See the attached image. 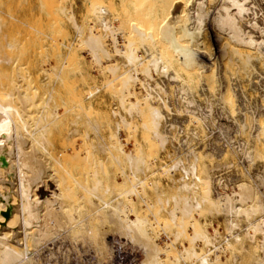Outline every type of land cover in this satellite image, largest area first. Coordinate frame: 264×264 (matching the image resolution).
<instances>
[{"label":"bare ground","instance_id":"obj_1","mask_svg":"<svg viewBox=\"0 0 264 264\" xmlns=\"http://www.w3.org/2000/svg\"><path fill=\"white\" fill-rule=\"evenodd\" d=\"M97 2L99 3H95V6L98 4V10L102 4L103 6L106 5L102 2V0V4L100 3V0ZM135 2H137L136 4L141 3L136 0ZM213 2H216V4L213 5ZM170 3L171 4H168L169 6L167 9L159 12V16L156 17L157 21H160L162 32H165L166 34L168 33L166 29L163 31V27L167 28L169 33L171 32L170 35L169 33L167 34V36L169 35L170 37L161 33V29L158 31L156 36V24L153 26L149 23L150 26L152 25L150 28H138L140 31L138 33L135 32L136 35H133L136 41L132 38L128 44V51L124 53L118 49L117 32L120 33V31H117L116 27L112 23V20L108 17L110 15V11L106 10L107 8L105 9L102 6L100 11H97L96 16L99 14L105 15V17L101 15L103 17L102 19L99 18L105 35L100 34L87 37L83 40L85 47L88 49L92 58L99 63L101 56H105L107 58L111 57L106 44V41L111 38L113 45L117 49V52L114 54H122L126 59L127 65L131 67L128 71H123L122 69L121 73H119V71L122 67H109L108 70L111 73L110 75H112V77L114 76V78L112 81H106L109 85L108 86L106 84L107 87H111L110 85H113L114 83H118L119 86H121L120 90L122 91L123 96L120 99V104L125 106L126 94H124V91L130 89V83L132 85V82H136V75L138 77L139 71L144 76L152 80L155 73L161 72L169 78L168 80L173 81L178 86L181 85L179 88L177 86V90L179 91H177V93H179V95L181 94L183 98L180 96V99L179 97H177V99L179 102L182 101V103L184 99L185 103L180 104L183 105L182 107L179 105V107L177 106L178 112L182 113L187 110L186 112H188L189 115L197 118H195L197 122H202L204 125L208 126L210 131V141L208 145V147H210V153L208 152V154H210V157H217L220 160L223 159L228 152H232L236 155V157H238L239 164H247V162L253 163L258 158L264 159V120L262 121V118L264 119V112H262V110H264L263 80H261V84L258 85V89H261L263 92L261 96L263 99L260 100L261 102H252L253 104L247 100L248 97L242 94V89L240 90L239 87V90H237L238 88H233L234 86L237 87L238 83L237 85H235L236 83H233L234 86L228 85L230 88H233L232 91L231 89L229 90L226 85V78L228 77L227 69L232 65H234V67L240 66L238 68L243 66V70H245L255 68L254 66L256 63L264 64V6L257 0H173ZM120 4L122 6H119L120 8L118 7L119 9L111 16L113 20L115 19L121 24L129 21V12L126 9L125 2H121ZM145 4L149 5L148 1H146ZM106 7H108L109 10L111 9L114 11L111 6L109 8V5H106ZM143 8L146 9L145 7ZM138 10L137 12L135 11V15L138 18L146 13L144 10L141 11L142 9H140V12ZM93 11L91 14L96 13L95 9ZM72 16L73 15H71V17ZM70 18L69 21H72V25L75 27L79 36H82L84 34V29L78 24L74 17ZM142 18L145 19L143 16L140 19ZM143 21H147L145 24L148 23L147 18ZM125 26L128 27V24ZM146 26L148 25L146 24ZM209 32L210 34L211 32L214 34V42L217 43L216 51L207 49L209 39L207 38L208 43L205 42V35ZM158 36L162 41H158ZM208 37H210V35H208ZM128 39L130 40L129 36ZM128 39L126 40L128 41ZM148 41L153 44L156 42H163V45L159 44V47H156L155 45L154 47H151L150 55H148V58L144 59L141 55H139V47H146ZM150 43H148V47ZM153 44L151 45L153 46ZM210 47L212 48L213 45L208 46L209 49ZM186 51L189 53L185 54ZM75 54L74 56L76 57L77 55ZM74 56L71 57L74 59ZM10 60L7 59L8 62ZM147 60L150 61L148 62ZM174 60H176L179 65V69L176 68L177 70L174 67V63L176 66V62ZM138 67H140V70H138ZM204 76H210L211 79H214L215 76L218 78L216 81L214 80V85L217 84L216 86H213V83L211 84L212 86L205 83L208 89L204 90L205 95L202 94V92L201 95L206 96V98H210L208 95L211 94L212 91H218L216 90V87L219 86L223 89L225 88V91L220 93V95L219 92L218 94L215 93L219 96L218 99H216L217 101H213L214 98H211L212 100L207 99V103L203 100V102L206 103L205 106H203V104L200 105L195 101L196 96L192 93L194 88H191L189 86L190 84H187L188 81L191 83L194 81L195 84H197V81L195 80L200 78L202 79ZM57 77L59 78L60 76ZM261 77L263 79L264 76ZM22 78L26 82L30 79V76L29 79L27 78V75L26 77L22 76ZM31 79L30 83L33 82L32 84H34L32 77ZM15 82L16 81L13 80V78L12 80L8 78L5 81L3 77H0V264L52 263V260L49 261L46 259L43 261L40 255L41 252L46 249L49 253L48 257L51 259L55 254V250L52 247L55 241L63 238L61 236H67L66 232H70L69 229H76V227L81 229L83 227V229L86 230H84L85 233H97V235L94 236L97 243L95 247H97V251L100 253L98 254L97 251L95 252V255L98 254L99 258L97 264H105L107 261L108 264H124L125 255H130V253L133 258V261H131L132 264H162L163 254L159 248V244H154L155 242L147 235L144 229V227L149 223L148 219L137 216H135V219L130 218V216L125 217L124 219L123 216L128 214V208L125 204H123V202L113 207V209L111 208L112 211L109 215L107 214L109 221L107 222L110 223V225H113L117 230V237L110 236V232H106V230L105 233H103L101 230L94 229L91 225L82 224L87 221L88 217L85 218L86 221H81L82 219L80 220V218H83V216H81L84 206L83 200L86 199L84 198V194H80V191L84 190L91 196H94V198L102 197L105 193L108 195V192H110V189L107 187L105 188V184L99 177V169L104 168L105 163L102 161L100 162L98 160L99 158H96V153H94L91 148L87 146L85 141L79 145L72 144V142V146H70L72 154H69L67 149H63L62 151H56L53 149L52 143L48 139L49 136H47L49 135V129H51L49 127L50 124L52 125L55 121L57 122V119H60V121H58L60 123L61 117L64 116H62L59 110L60 107L57 106L56 108H53L52 103L56 96L57 98L55 101L57 103V99L59 98L58 96L61 97L62 94L57 95V93L53 98L54 92L52 93V89L50 93H46L48 94L47 96L44 93L47 92L48 87L47 89L45 88L46 91L43 93L40 90L43 88L41 87L39 92L44 94L41 95L37 93L38 91L35 89L37 87H32L33 85H31L29 81L26 85H22L18 83V81L16 83ZM64 82L66 84V80L63 82L59 81L62 88H65ZM37 83L39 85V81ZM61 83H63V86ZM69 85L71 86V84ZM24 86L27 88L25 89ZM70 86L67 87L70 88ZM202 86L204 87L205 85ZM206 86L205 88H207ZM201 89L203 90L204 88ZM72 90L73 89L69 92V96H71L70 99L73 98L71 93ZM191 90L193 91L191 92ZM210 91L211 93H208ZM74 92L76 93V90ZM66 95L68 96V94ZM76 95H74L73 102H75L78 97H76ZM193 95L195 99L193 98ZM63 98L64 97L61 99ZM70 99L67 100L70 101ZM79 99L77 100L80 101ZM64 100H62V102ZM59 101H61L60 98ZM65 102L67 101L65 100L63 102L64 105ZM77 103L78 102L75 104L78 106L80 102L78 104ZM139 103L138 101L131 102L126 108L127 113L131 117L135 113H141L139 111ZM76 105L74 107H76ZM236 105L237 108H235ZM79 107L80 105L78 108L76 107V109H79ZM215 107H219L218 110H216ZM66 108L64 109L65 112L67 111ZM230 108L235 110L233 112L238 111L239 116H236L237 118L234 117L235 119H233V116L229 117ZM215 111L219 113L216 114ZM165 117L166 116L163 111L151 107L150 122L144 125V128L152 133L154 141L158 142L162 148H166L170 140L171 129H173L176 125L177 127L179 126L180 131L182 132V130H184V124L186 125L187 123V120L185 119L175 120L172 123L167 121V124H169V130L161 131ZM222 118H224V120L226 118L229 122L225 123L224 121L223 124L221 121ZM129 125L130 124H128V126ZM118 131L120 132V130ZM150 136L147 137L149 140ZM175 137L174 140H178V136L176 138ZM121 144V141L118 139L117 145L119 146ZM159 145L157 144V151ZM179 146L182 149L185 148L187 151H185L184 155H180L181 153L178 154L177 159L175 158L174 161L172 160V165L169 169H167V172L170 173L182 169L181 173L183 171L184 174L180 177V179L175 178L174 180L176 183H179L176 192L177 194L173 193L174 195L171 196V199L169 197V199L166 198L168 200L164 203L165 206L167 205L169 207L173 204V208L167 211V221L174 225L173 229H175V231L176 229L178 230L173 237L176 240L175 242L182 238L185 240L187 239L190 245L193 246L191 251L185 249V253L188 254L190 260L192 261L194 257L196 260H199V264H212L209 252H211V247L216 248L214 241L216 238H211L205 232L206 228L204 230L199 224L193 221L195 220L194 215L196 213H200L205 208L209 207L210 209V207H213L218 214L221 213L227 217L228 233L232 234L231 236H233L235 243L242 242V237L236 232L239 228L238 219L244 218L252 220V229L248 233L247 238L256 243L258 236H262L263 241L261 245L264 251V194L259 190L260 187L264 190V173H257L255 176H251L250 173L247 174L253 180V185L249 182H240V176L234 178V172L228 175L232 169L227 166L226 168H228V170L225 171L229 172L224 177V175H221L220 171L213 173L216 169L215 167V169L212 168L214 170H208L205 165L202 164V160L204 159L203 156L197 151L192 150L193 148L189 149L190 145L186 139H183V137ZM82 152H85L84 155L86 154L83 158ZM185 154L188 164H186L185 160L182 158ZM126 157L128 158L126 160L129 161L130 167L133 171V179L129 181L131 189H128V191L125 192V195L127 198L132 196L136 197L138 193L137 188L143 184V180L139 179L138 173H144V169L142 167L145 166L146 162L142 156L130 154ZM201 157L203 158L202 160ZM69 160H73L71 163L77 160L78 162L75 161V163L79 165H82L83 162L86 163L85 165L86 168L88 167V171L85 180L83 178L80 179L82 177L81 173H79V175L77 172V174L81 177L75 176V169L72 170L75 175L71 174V168L70 171L68 169L69 165H71ZM52 162L53 164H51ZM231 165L233 166L234 164ZM231 165L230 167H232ZM53 166L55 169L51 170L53 169L51 168ZM223 167L224 166H218L217 169ZM59 168L61 169L59 170ZM163 169L165 170V168ZM104 170H107V168H104ZM149 170L150 169H148V171ZM78 171H80V168ZM63 172H65V174ZM66 173L72 178V180L69 178L72 183L66 179L68 177L65 178ZM59 174H63L64 176L60 177ZM82 175L84 176V173ZM53 182L55 183L53 184ZM51 183L54 185L55 189ZM204 190L207 191L206 194L204 193ZM100 191L105 193L100 195ZM226 192L230 193L228 194ZM86 197L89 198V196ZM99 199V201H102L101 199L103 198ZM86 200L87 202L89 201L88 199ZM89 202L92 204L93 209L96 210L95 212L102 210L97 208L98 206L96 203H93L91 200ZM159 202L162 204L163 200L161 199ZM104 205L106 206V204ZM155 216L159 217V212ZM258 216L261 217L259 220L254 219V217ZM103 221L106 222V220ZM103 221L100 227L104 230L105 223ZM86 223H88V221ZM90 227H93L94 230ZM187 227H192L193 229V234L190 236H188ZM80 230H74L76 233L71 230V234L72 232L75 233V235H72L78 239L90 238V236H85L84 231L83 234H81ZM175 231L172 230V232ZM216 233L218 232L216 231ZM72 235H68L69 238L72 237ZM83 235L85 236L84 238H82ZM76 238L74 240H76ZM198 244L203 247L205 245V247L209 249L208 253L199 256L196 249ZM228 246L231 248L233 247L230 243ZM169 248L167 249L166 246V251H171L172 247L170 249ZM221 249L223 248L221 247ZM183 256V252L179 256H173L172 258L174 259L171 261V264H182L181 259ZM234 259L237 258L235 257ZM52 264L56 263L53 262ZM191 264L196 263L192 261Z\"/></svg>","mask_w":264,"mask_h":264},{"label":"rangeland","instance_id":"obj_2","mask_svg":"<svg viewBox=\"0 0 264 264\" xmlns=\"http://www.w3.org/2000/svg\"><path fill=\"white\" fill-rule=\"evenodd\" d=\"M97 1L96 0L95 1L94 0H0V60H1L0 77L1 78L3 77L5 81L8 78H10V80H12L13 78V80H15L16 82L18 81V83L22 85L23 84L26 85L28 81L30 83L32 77L34 84H32L33 83L32 81H31L32 83L30 84L33 85L32 87L34 88L35 86L37 87L35 89L36 91H38L37 92L38 94L44 95L46 93H50L51 89H52V93L54 92L55 94V95L53 94V98L56 96L57 93H58L57 95L62 94L63 96L62 95L61 97L58 96L61 101H59V98L57 99V101L61 106L58 104V102L56 103L55 101L57 96L56 98H54L55 100H53L52 103L53 108H56L57 106L60 107L59 110L62 116H64L61 117L60 123L58 122L60 121V119H57V122L55 121L54 124L53 123L52 125L50 124L49 128L51 129H49V132L51 130L50 132L51 134L48 132L49 135L47 136H49L48 139L52 143V148L55 149L56 151H62L63 149H67L68 153L72 154V149L70 148V146H72L71 143L73 142L72 144L79 145L82 144L83 141H85L87 143V146H89L91 150L94 153H96L95 154L96 158L97 159L99 158L98 160L100 162L102 161L103 163H105L104 168L105 169L107 168V170H104V168L99 169L100 170L99 177L105 184L104 185L105 188L107 187L110 189L109 190L110 192H108L107 195L105 192L100 191L101 193L103 192L102 194L100 193V195H103L105 193L106 196L104 194L103 195L104 197L102 196V197L94 198V196H91L86 191L84 190H82L83 192L80 191V194L81 193L82 195L84 194V198L88 199L89 201L91 200L93 203H96L98 206L97 208L102 209L101 211L95 212L96 210L93 209L92 204L89 201L87 202L86 199H84L83 213L81 215L83 216V218H80V220L82 219L81 221L83 220L86 221L85 218L88 217L87 218L88 223H86L87 222L86 221L85 223L82 224L91 225L94 227V229L101 230L103 233H105L106 230V232H110L109 233L110 236L117 237L118 236L117 230L114 228L113 225H110V223H108L109 222L108 215L112 211L111 208L113 209V207L123 202V204H125V206L128 208V214L126 216H123L124 219L125 217H129V216L132 219H135L136 218L135 216L141 218L144 217L148 219L149 223L144 227V229L147 235L153 239V241L155 242L154 244L157 245L159 244V248L161 249V252L163 254L162 264H171V261L174 259L172 257L179 256L182 252L184 253V256L181 259L182 264H191L192 261L196 264H199L198 259L196 260V258L193 257L191 261L188 254L185 253V249H188L190 251L193 249V246L190 245L187 239L185 240L184 238H182L179 241L175 242L176 240L173 237L175 236V233L178 230L176 229L175 231V229H173L174 225L171 222L167 221L168 219L167 211L173 208V204L170 207L167 205L165 206L164 204L169 198L171 199V196L177 194L176 192L179 183H176L174 180L175 178L180 179V177L183 176L184 174L183 171L181 173L182 169H179L175 172H170V173L167 172V169H169V167L172 165V160L174 161L175 158L177 159L178 154L181 153L180 155H184L185 151H187L185 148L182 149L179 146L182 137L183 139H186L189 145L191 146V147L189 146V149L193 148L192 150L197 151L200 155L203 156L204 159L201 157V160L203 159L202 164L205 165V167L208 170L214 167L217 169L218 166L221 167L224 166L223 168H219L217 170L214 168L215 170L214 169L212 170H214L213 173L220 171L221 175H224L225 177V175L229 172V171H225L228 170V168H226L227 166L232 169V171L228 173V175L234 172L233 173L234 178L240 176V182H249L251 185H253V180L247 174L250 173L251 176H255L257 173L259 174L264 173V162H263L264 159L258 158L253 163L247 162V164L246 163L239 164L238 157H236V155L233 154L232 152H228L226 156L220 160L217 157H210V154H208V152L210 153L209 150L210 147H208L210 141V133H209L210 131L208 129V126L204 125L202 122L199 121L197 122L196 120L197 118L195 117L196 118L195 119L194 116L189 115V113L186 112L187 110L182 113L178 112V107L183 106L180 105L182 101L179 102V100L177 99V97H179L180 99V96L181 98H183L181 94L179 95V93H177L178 91L177 89L181 85L178 86L173 81L168 80L169 78H167L161 72L155 73L153 80L144 76L140 71L138 77L135 74L137 80L136 82H132V85L130 83L129 85L130 89L124 91L125 92L124 94H126L125 106L121 105L120 99L123 96V93L120 90L121 86H119L118 83H114L113 85H110L111 87L108 88L107 87L108 82L106 81L108 80L112 81V79L114 78V76L112 77V75H110L111 73L108 70V68L111 66L122 67L120 68L119 73L122 72V69L123 71L126 70L128 71L129 69H131V67L127 65L125 57L122 54H118V53L114 54L117 52V49L113 45L111 38L108 40L106 39L107 41L105 40L111 57L107 58L105 56H101L99 63L92 58L88 49L84 45L83 40L91 35L94 36L100 34L105 35L104 34L105 32H103L100 23L101 20L99 19L105 17V15L99 14L96 16L97 11H100V8L102 6L103 8L105 9L107 8L106 10L111 12L112 10L111 9L109 10L108 7H106V5H109V8L111 6V8L114 10L111 13L109 12L110 15L108 17L112 20V23L116 27L117 31H120V33L117 32L118 49L124 53L128 51V44L132 40V38L135 39L133 35H136V33L140 31V29L142 28L146 29V27L150 28L152 25L154 26L156 24L155 28L156 27L157 28L155 29V31L157 30L156 31L157 33L155 34L157 36L158 31L161 29V26H160V21H157L156 17L159 16V12L166 10L167 7L171 4L170 2H172L173 0H168V1L167 0H136L141 2L139 4H136L137 2H135V0H102V2L106 4L104 6L100 0V3L102 5L100 4L101 6L99 7V10L97 7L98 4L97 6H95V3H99ZM146 1H148L150 7L149 5L145 4ZM257 1L264 6V0H257ZM121 2L126 3V9L129 12V21L120 24L117 20L115 19L113 20L111 15L120 8L119 6H122L120 4ZM144 4L147 6H145ZM215 4L216 2L215 3L213 2V5ZM143 7H145L146 9H144ZM92 9L93 10L95 9L96 12L95 14H91L93 11ZM140 9H142L141 11L144 10V12H146V13L142 12L144 14L141 15L140 18L142 16L145 19L147 18L148 23L146 24L148 26H146L145 24V22L147 21L145 22L143 21L145 19L142 18L143 19L142 20L136 17L135 15L137 10L140 12ZM71 15H73L72 17H74L78 22V24L84 29V34L82 36H79L75 27L72 25V21L71 20H70L71 22L69 21ZM92 15L94 16V18ZM149 23L152 25L150 26ZM126 24H128V27L125 26ZM122 26L125 30L122 28ZM138 28L140 29L138 30ZM164 29H166L167 32L169 33L167 28L163 27V31ZM161 33L165 34V36H167L168 34L162 32V29H161ZM208 35H210V37H208ZM128 36L130 40L128 39ZM207 38L209 39V43ZM126 39H128V41ZM159 40L162 41L158 36V41ZM214 40L215 37L212 32L211 34L209 32L207 33V35H205V42H207L211 46L213 45V47L212 48L210 47V49L208 48L209 46L208 45L207 46L208 50L216 51L217 43L214 42ZM148 43H150V41L147 42L146 47L143 46L139 47L140 48L139 55H141L144 59L148 58V55H150L151 47H154V45L156 47H159V44L163 45L162 44L163 42L162 43L156 42L155 44L151 42L148 47ZM151 44H153V46ZM71 53L74 54L76 53L75 55L77 56L75 57L74 54ZM186 53L187 51L185 52V54ZM71 56H74V59ZM7 59H9L10 61L8 62ZM147 61L149 62L150 60ZM174 61L176 62V60ZM178 66L179 65L177 62H176V66L174 63L175 69L176 68L179 69ZM238 67L240 66L234 67V65H232L230 68L227 69L228 77L226 78V85L234 86L233 83H236L235 85H237L238 83L237 87L234 86L233 88L239 87L240 90L242 89L243 90L242 94L248 97L247 100L249 102L251 103L261 102L260 100L263 99L261 97L263 92L261 89H258V85L261 84V80H263L264 82V77L263 79L261 77L264 76V64L256 63L254 66L255 68H249L245 70H243L244 69L243 66L241 68ZM138 68H139L138 70H140V67ZM13 75L15 78L13 77ZM26 75L28 79L30 76V79L25 82L22 76L26 77ZM57 76H60L59 78L61 80ZM62 77L63 78L66 77V78L63 79ZM216 77L217 76H215L214 79H211L210 76H204L202 79L200 78L201 80L200 79L195 80L197 81L196 82L197 84H195L194 81L193 83H191L190 81L187 82V84H190L189 86L191 88H194V91L191 90V92L193 91L192 93L196 96V99L199 101L195 99L194 95L193 98L200 105L203 104V106H205L207 103V99L209 100L211 98L212 99L214 98L213 101H217L216 99H218L219 96L216 94H218L219 92L220 95V93L225 91L224 90L225 88L223 89L222 87L218 86L219 89L218 87H216L217 88L216 90H218L217 92L212 91V93L214 92L213 94L211 93V91L208 92L211 93L208 95L210 98H206V96L201 95V92L202 94H204L205 93L204 90L208 89L205 83H208V85L210 86L217 85V84L214 85V80L216 81L218 79ZM36 78H38L39 80ZM64 80H66V84L64 82L65 88H62L60 86L59 81L63 82ZM38 81H39V85L37 83ZM69 84H71V86ZM61 85L63 86V83H61ZM202 85H205L207 88H205V86L203 87ZM67 86L68 87L70 86V88H68ZM229 86L228 89L229 90L231 89L232 91L233 88L232 87L230 88ZM41 87H43L44 89ZM200 87L204 89L202 90ZM26 88L27 87H25V89ZM45 88L47 89V92H45L46 91ZM239 88L237 90H239ZM39 89L41 90L42 93L43 92L45 93L42 94L41 92H39L40 91ZM71 89H73L71 92L73 97L71 98L72 101L70 99L71 96H69V92ZM75 90L77 95L74 92ZM73 92L74 95H76V97L78 96L77 99L81 98L79 99L80 101H78L75 98L77 101L75 100V102H73L74 100ZM66 94H68L69 97ZM131 94L134 96H132ZM46 95L48 96V94ZM213 95L216 96L214 97ZM62 97H64L65 100L67 101L65 102V105L69 102L66 106L63 104L65 100L64 98L61 99ZM67 99H70L71 102ZM62 100L64 101L62 102ZM203 100H205L206 103L203 102ZM135 101H138V103L140 102L139 111L141 113H135L131 117L127 113L126 108L129 106L131 102H135ZM76 102L81 103V104L77 103L78 106L80 105L79 109H76V107L78 108V106L75 104ZM184 103L185 102L183 99L182 104ZM75 105L76 107H74ZM151 107L160 109L165 113L166 117L163 121L161 131L169 130L168 128L169 124H167V121L172 123L175 120H184V119L187 120L186 125L184 124L183 127L184 130H182V132L180 131L179 126L177 127L176 125H175L176 128L174 127L173 129H171L170 131L171 137L166 148H162L158 142L154 141L152 133L144 128V125L150 122ZM65 108L67 110L66 112L64 110ZM218 108L215 107L216 110H218ZM235 108H237V105L235 106ZM229 111H230L229 117L233 116L232 118L235 119L237 118L236 116H239L238 111L233 112L235 110L232 108H230ZM262 112H264V110H262ZM215 113L218 114L219 112L215 111ZM232 113H235L236 115ZM263 120L264 119L262 118V121ZM221 121L222 123L224 121L225 123L229 122L226 120V118L225 120L224 118H222ZM124 123H125V127H124ZM128 124L131 125V128L130 125L128 126ZM117 125L119 129L117 128ZM117 129L120 130V132ZM148 136H150L151 141L149 140V138H147ZM175 136L176 137L178 136L177 137L178 140L177 139L174 140ZM118 139L122 143L119 146L117 145ZM157 144L159 145L158 151L156 150ZM84 153L85 152H82V158L86 156V154L84 155ZM130 154L135 156H142L146 164L145 166L142 167L144 169V173L143 172H142L143 174L138 173L139 179L143 180V184L137 188V192H138L137 196L136 197L132 196L130 198H127L125 192H127L128 189H131V185L129 181L133 179L132 176L133 171L130 167L129 161L126 160L128 159L126 156ZM182 158L185 160V163L188 164L186 154ZM72 161L69 160L70 163ZM75 161L71 163V165H69L68 167L69 171L71 168L70 171L71 174L73 175L76 174L75 175L76 177L82 176L80 179L83 178L85 180L88 171L87 170L88 167L86 168L85 165L86 163L83 162L82 165L81 164L79 165L76 164ZM51 164H53V162ZM231 164L234 165L232 166ZM230 165L232 167H230ZM162 167L165 168V170ZM51 168H53L51 170L55 169L54 166ZM79 168L80 171H78ZM60 169L61 168H59V170ZM73 169H75L74 170L75 174L74 172H72ZM148 169L150 170L148 171ZM77 172L78 174L81 173V176H79L80 174L78 175ZM82 172L84 173V176L82 175L83 174ZM63 173L65 174V172ZM59 176L63 177L64 175L59 174ZM65 178L68 179L69 181L70 179L72 180V178L69 177L67 173ZM54 183L55 182H53V184ZM53 184L51 183V185L54 187ZM259 190L262 191V193L264 194L263 188L261 189L260 187ZM204 193L206 194L207 191L204 190ZM226 193L229 194L230 192H226ZM86 196H89V198ZM99 198H103L101 199L102 201H99L100 200ZM160 198L163 200L162 204L159 202L161 200ZM104 204H106V206ZM104 206L107 208H105ZM158 212H159V217H156L155 215ZM215 212L216 210L213 209V207H210V209L209 207L205 208L200 213H196L194 215L195 220L193 221L199 224L204 230L206 228L205 232L211 238L213 239L216 238V240H214L215 247L218 248L216 249L214 247H211L210 248L211 252H209L212 264H263L264 251L261 245L263 241L262 236H258V240L256 243L252 242L249 238H247L248 233L252 229L253 221L244 218L238 219L239 228L236 232L239 233L240 236L242 237V242L235 243L233 236H231L232 234L228 233L227 217L224 214L221 213L218 214L217 212L216 213ZM260 218H261L260 216L254 217V219H258V220ZM103 220H106V222L108 221L107 224ZM102 221L105 223V224L103 223L104 230L101 229L100 227ZM93 227L90 228L94 230ZM80 229L81 228L76 227V229L73 228L71 230H73V232L76 233V231H79ZM171 229L175 232H172ZM187 229H188L187 233L189 234L187 235L188 236L192 235L193 234L192 227H187ZM71 230L69 229L70 232H66L67 236L68 235L71 236L72 234L75 235V233L73 232L71 234ZM81 230L80 232L81 234H83V231L85 229H83L82 227ZM170 231L172 234L170 233ZM216 231L219 234L216 233ZM73 235L70 238L69 236L68 237L61 236L63 238L57 239L54 245L53 246L51 245L55 250L54 256L50 259L48 257L49 253L45 249L40 254L41 259L43 261H45L46 259L49 261L52 260V263L55 262L56 264L57 263L58 264H97V261L99 259L98 254H100L97 251V247H95L97 243L96 240L94 239V236H96L97 233L91 234L86 232L85 236L86 237L90 236V238L88 239L86 238L87 240L84 238L85 237L84 235L82 236V238H84L85 240L78 239ZM75 238L77 241L74 240ZM229 243L233 245L232 248L228 246ZM166 246L167 249L169 247L170 248L172 247L171 251L170 250L169 252L166 251ZM202 247L203 246L200 244L196 246L199 256L208 253L209 249L205 247V245L203 248ZM221 247L223 249H221ZM96 251L98 253V254L96 253L97 255H95ZM235 257L237 259H234ZM107 262H105V264H108Z\"/></svg>","mask_w":264,"mask_h":264},{"label":"built area","instance_id":"obj_3","mask_svg":"<svg viewBox=\"0 0 264 264\" xmlns=\"http://www.w3.org/2000/svg\"><path fill=\"white\" fill-rule=\"evenodd\" d=\"M131 256H132L131 253H130V255H125V262H124V264H132L131 261H133V258Z\"/></svg>","mask_w":264,"mask_h":264}]
</instances>
